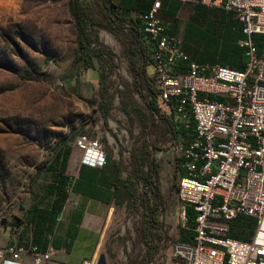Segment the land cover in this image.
Masks as SVG:
<instances>
[{
	"label": "rangeland",
	"instance_id": "rangeland-1",
	"mask_svg": "<svg viewBox=\"0 0 264 264\" xmlns=\"http://www.w3.org/2000/svg\"><path fill=\"white\" fill-rule=\"evenodd\" d=\"M85 1L99 15L97 0ZM69 2L0 0V237L19 243L30 237L31 209L45 206L44 190L54 173L49 166L56 167V155L63 149L70 150V177L77 176L81 164L89 165V156L99 154L104 161L122 163L125 176L133 156H139L144 145L155 144L160 149L153 158L164 205L159 217L164 241L183 242L190 235L177 218L175 143L162 124L143 125L135 113L150 118L144 82L139 92L124 48L126 32L114 35L99 29V44L92 45L108 52L104 97H112V102L104 115L99 106L100 62L93 59L94 69L80 76L75 70L78 55ZM145 73L151 77L150 66ZM189 129L182 133L183 144L193 136ZM144 190L138 183L137 193L144 197ZM143 213L144 205L130 202L112 209L98 264H143ZM163 244L158 243L155 254Z\"/></svg>",
	"mask_w": 264,
	"mask_h": 264
},
{
	"label": "built area",
	"instance_id": "built-area-1",
	"mask_svg": "<svg viewBox=\"0 0 264 264\" xmlns=\"http://www.w3.org/2000/svg\"><path fill=\"white\" fill-rule=\"evenodd\" d=\"M216 2L239 22L245 39L239 42L246 57L241 70L197 64L181 50L159 16V2L140 16L144 32L154 44L151 79L160 114L174 115L195 138L175 141L179 177L176 203L181 230L190 241H164L149 264H264V51L252 36H264V0H184ZM183 65L184 72L175 68ZM89 166L101 167L102 154L89 156ZM195 212L187 227L186 207ZM255 222L248 241L228 236L237 216ZM160 217V216H159ZM52 249L39 254L35 247H0V264H17L34 257L48 261Z\"/></svg>",
	"mask_w": 264,
	"mask_h": 264
},
{
	"label": "trees",
	"instance_id": "trees-1",
	"mask_svg": "<svg viewBox=\"0 0 264 264\" xmlns=\"http://www.w3.org/2000/svg\"><path fill=\"white\" fill-rule=\"evenodd\" d=\"M131 0H123L121 5H117L113 0H97L99 15L93 13V9L85 0H70L68 5L69 14L74 22L77 47V65L75 70L79 76L88 70H93L92 60L100 62L101 71L98 73L100 86L99 96L102 99L99 106L104 115L109 110L112 97H104L107 92V85L104 83L103 62L108 52L94 48L92 45H98L99 40L96 33L99 29H104L111 34L116 35L119 31L126 32L125 49L130 58L131 70L133 72L135 86L139 92L142 90L141 80L144 82V88L147 91V107L150 118L135 111L137 117L143 125L162 124L165 132L170 134L175 141L182 140V133L189 129L179 123L174 115L160 114L157 109L155 97L157 91L152 79L146 76L145 68L152 65L151 54L154 44L150 41L144 32V27L140 16L145 12H137L131 6ZM198 5V4H197ZM252 41L259 53L264 51V36L254 35ZM242 49V48H241ZM243 50V49H242ZM244 52V50H243ZM135 58V61L132 60ZM183 66V65H178ZM184 67V66H183ZM185 71V68H184ZM182 71V72H184ZM181 73V72H180ZM146 99V97H145ZM94 104L93 102H89ZM192 141L195 138L194 126L190 123ZM189 141V142H190ZM160 150L157 145H144L140 150L139 156H133V165L131 171L122 176V163L107 159L101 167H91L81 164L75 178L66 174L70 150L63 149L56 155V167L49 166L54 170L52 180L45 188L47 197L44 207H32V241L39 245L42 250L51 244L58 248L59 244L55 241L56 230L59 225L58 216L61 214L67 200L72 194L79 195L89 200H94L104 204H113L121 207L127 202L134 206L144 205V213L139 226L141 239L145 245L143 264H149L156 256L154 250L158 243L165 239L163 227L159 216L164 210L160 187L156 180L158 166L154 163V151ZM53 168V169H52ZM179 176L182 174L177 166ZM142 183L145 190L144 197L137 193L138 183ZM149 189V191H146ZM82 213L77 214L75 224L78 225ZM187 227L192 229L195 224V212L192 207H186ZM228 236L241 241L250 240L255 222L245 216H237L230 225ZM190 236L185 241H190L192 232L184 231ZM70 238L74 233L68 234ZM55 241V242H54Z\"/></svg>",
	"mask_w": 264,
	"mask_h": 264
},
{
	"label": "crops",
	"instance_id": "crops-1",
	"mask_svg": "<svg viewBox=\"0 0 264 264\" xmlns=\"http://www.w3.org/2000/svg\"><path fill=\"white\" fill-rule=\"evenodd\" d=\"M113 2L121 5L123 0ZM155 2H159L160 18L168 31L180 41L181 50L191 61L237 70L245 67L246 57L239 46V42L245 39L241 24L233 20L231 14L225 12L216 1L211 5H197L184 0H131L130 6L135 9L134 12H145ZM182 71L183 66L175 68L176 73ZM114 207L112 203L104 204L79 195L72 196L58 216L59 225L54 238L59 244L58 248L49 244L42 250L33 243L32 233L23 243L14 239L8 242L4 235L3 241L0 237V247L32 246L39 254L51 248V258L40 264H98ZM78 213H82V217L76 225ZM71 232L74 233L73 238L68 235ZM34 260V257L22 258L17 264H34Z\"/></svg>",
	"mask_w": 264,
	"mask_h": 264
}]
</instances>
